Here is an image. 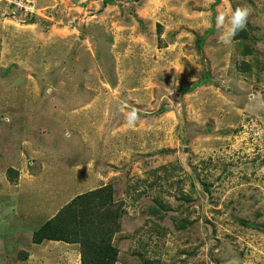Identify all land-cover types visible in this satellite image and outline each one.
<instances>
[{
    "label": "rangeland",
    "instance_id": "1",
    "mask_svg": "<svg viewBox=\"0 0 264 264\" xmlns=\"http://www.w3.org/2000/svg\"><path fill=\"white\" fill-rule=\"evenodd\" d=\"M103 187L116 264H264V0H0V264H81L33 234Z\"/></svg>",
    "mask_w": 264,
    "mask_h": 264
},
{
    "label": "trees",
    "instance_id": "2",
    "mask_svg": "<svg viewBox=\"0 0 264 264\" xmlns=\"http://www.w3.org/2000/svg\"><path fill=\"white\" fill-rule=\"evenodd\" d=\"M243 34L242 30L235 40L244 39ZM113 207L110 187L78 195L33 234V243L78 244L81 264H116L118 250L111 240L119 230L121 213Z\"/></svg>",
    "mask_w": 264,
    "mask_h": 264
},
{
    "label": "clouds",
    "instance_id": "3",
    "mask_svg": "<svg viewBox=\"0 0 264 264\" xmlns=\"http://www.w3.org/2000/svg\"><path fill=\"white\" fill-rule=\"evenodd\" d=\"M248 16L249 9L247 7H237L230 14L219 12L216 15L217 26L224 28L220 37L224 45H231L233 43L234 38L245 28ZM226 21L227 27L225 28ZM49 91H51V89ZM138 119V111L133 108L126 116V123L129 127H132Z\"/></svg>",
    "mask_w": 264,
    "mask_h": 264
},
{
    "label": "built area",
    "instance_id": "4",
    "mask_svg": "<svg viewBox=\"0 0 264 264\" xmlns=\"http://www.w3.org/2000/svg\"><path fill=\"white\" fill-rule=\"evenodd\" d=\"M29 2V1H28Z\"/></svg>",
    "mask_w": 264,
    "mask_h": 264
}]
</instances>
